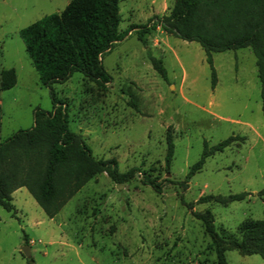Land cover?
I'll list each match as a JSON object with an SVG mask.
<instances>
[{
    "label": "rangeland",
    "instance_id": "obj_1",
    "mask_svg": "<svg viewBox=\"0 0 264 264\" xmlns=\"http://www.w3.org/2000/svg\"><path fill=\"white\" fill-rule=\"evenodd\" d=\"M68 0H0V84L14 68L13 86L0 85V140L30 127L35 109L52 108L49 88L25 48L20 29L61 10ZM174 0H120L124 37L102 54L105 83L75 70L53 84L68 106L69 127L81 132L96 157L118 159L137 170L121 183L105 171L89 179L51 218L23 187L13 212L0 204V264H218L211 239L192 210L210 209L217 230L239 238L246 219L264 218V113L256 56L250 47L213 51L216 83L206 52L196 40L161 30L138 37V28ZM162 59L163 77L150 56ZM174 142L165 165L166 133ZM187 178L204 143L230 136ZM169 172V174L167 173ZM149 176L161 190L144 182ZM248 191L242 199L195 200L205 194ZM259 192V193H258ZM193 202L190 208L188 203ZM29 239L24 241L23 234ZM228 264H264L259 253L226 249Z\"/></svg>",
    "mask_w": 264,
    "mask_h": 264
},
{
    "label": "trees",
    "instance_id": "obj_2",
    "mask_svg": "<svg viewBox=\"0 0 264 264\" xmlns=\"http://www.w3.org/2000/svg\"><path fill=\"white\" fill-rule=\"evenodd\" d=\"M119 1L69 0L61 10L47 13L20 29L40 81L49 88L52 108L35 109L30 127L18 128L0 140V204L7 210L13 212L15 209L12 191L24 185L46 215L52 217L97 173L105 171L121 183L137 170L136 166L120 170L114 156L96 157L85 136L69 127L67 102L57 96L53 86L57 81L68 79L75 70L98 83L111 78L103 65L102 54L125 35L119 28ZM157 24L167 32L201 44L211 66L212 85L216 83L212 52L250 47L256 56L264 113V0H174L167 13L154 14L149 22L138 28V37L145 44V33ZM150 59L165 77L162 59L154 55ZM15 82L14 68L3 69L1 88L11 87ZM237 137L230 135L211 146L205 142L202 155L190 166L187 178L202 166L208 155ZM166 141L165 165L169 167L174 150L169 128ZM144 182L161 190L160 182L149 176ZM259 192H264V188ZM248 194V191L209 193L195 201L216 198L228 202ZM188 205L192 208L193 202ZM192 211L210 236L218 264H228L225 255L228 248L243 254L259 253L264 259V218L242 221L239 225L241 236L234 238L223 236L217 230L210 209ZM23 236L29 243L25 233ZM27 261L36 264L31 256Z\"/></svg>",
    "mask_w": 264,
    "mask_h": 264
},
{
    "label": "crops",
    "instance_id": "obj_3",
    "mask_svg": "<svg viewBox=\"0 0 264 264\" xmlns=\"http://www.w3.org/2000/svg\"><path fill=\"white\" fill-rule=\"evenodd\" d=\"M69 1V0H68ZM67 1V2H68ZM66 5V4H65ZM160 5H162V6H164V9H165V7H166V5H168V0H160ZM155 14H157V10H156V12H155ZM154 15V14H153ZM152 15V16H153ZM159 28V27H161V30H164L163 29V27L160 25V24H157L156 25V27L155 28ZM155 28H152V29H155ZM166 31V30H165ZM23 187H25L26 188V186H24V185H22V186H20V187H18V188H16V189H14L13 191H12V198H14V194L18 191V190H21ZM27 189V188H26ZM29 191V190H28ZM14 203V202H13ZM15 205V204H14ZM15 209H17L16 208V206H15ZM53 217H55V216H52L51 218H53Z\"/></svg>",
    "mask_w": 264,
    "mask_h": 264
},
{
    "label": "water",
    "instance_id": "obj_4",
    "mask_svg": "<svg viewBox=\"0 0 264 264\" xmlns=\"http://www.w3.org/2000/svg\"><path fill=\"white\" fill-rule=\"evenodd\" d=\"M169 174V172H167ZM22 252L24 253V255L26 257H30L31 256V248L29 244H24L22 246Z\"/></svg>",
    "mask_w": 264,
    "mask_h": 264
}]
</instances>
